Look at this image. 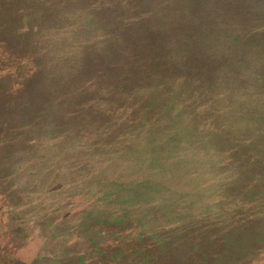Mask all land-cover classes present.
I'll list each match as a JSON object with an SVG mask.
<instances>
[{
	"label": "rangeland",
	"instance_id": "1",
	"mask_svg": "<svg viewBox=\"0 0 264 264\" xmlns=\"http://www.w3.org/2000/svg\"><path fill=\"white\" fill-rule=\"evenodd\" d=\"M119 93L128 94V101ZM141 137L151 148L136 146ZM151 137L162 140L156 145ZM88 151L101 165L128 161L134 177L150 180L147 202L128 200L116 208L126 220L138 210L172 207L159 196L162 186L172 185L182 195L179 212L194 213L193 228L211 222L219 230L227 223L218 217L229 215L226 221L238 224L226 192L234 183L231 175L249 170L258 158L264 165V0H0V171L14 170L19 193L34 199L52 186V208H68L82 220L95 197L72 187L69 166L73 156L91 162ZM177 165L192 170L186 177L177 170L180 179L169 177ZM26 170L38 180L30 182ZM4 182L0 264L59 263L56 257L68 251L47 239L38 212L28 215L26 238L13 234ZM228 202L231 207L216 216L213 207ZM235 223L227 227L231 239L239 228ZM176 225L156 230L170 235ZM121 233L124 238H99L104 248H118L110 261L101 249L98 260L133 261L136 230L128 226ZM79 234L70 230L68 245ZM82 242L81 249H69L68 257L76 256L71 263L99 264L92 259L97 244ZM231 242L234 252L250 244ZM251 264H264V250Z\"/></svg>",
	"mask_w": 264,
	"mask_h": 264
},
{
	"label": "trees",
	"instance_id": "2",
	"mask_svg": "<svg viewBox=\"0 0 264 264\" xmlns=\"http://www.w3.org/2000/svg\"><path fill=\"white\" fill-rule=\"evenodd\" d=\"M139 75L136 76V78L139 77ZM136 78L130 77L131 80ZM116 90L117 92L121 91L120 88H116ZM124 96L125 94L120 96L119 93L118 98L128 101L127 97L129 95L127 94L126 97ZM125 103L129 102H124V105H126ZM118 104L119 103H117V105ZM144 138L145 137H141L137 141L136 146H148L151 148L148 142L149 139ZM153 139L156 145L160 144L162 140ZM132 144L133 143H131V145ZM151 150L155 151L153 148ZM90 153L93 152L88 151V159L90 158L89 160H91V162L88 160V164L78 156H73V161H71L69 166H73L74 168L70 171V175L73 177L70 179L72 187L76 186L78 189L80 188L82 191L91 194L90 197H95L92 200L94 203L88 206L89 209L83 211L82 217H84V219L82 220H80V217L75 212L70 211L68 208L65 210H60L62 207L52 208L49 204V200H51L50 195L53 193L52 186L49 189L52 191L51 193L48 190V192L44 190V196H39L34 199V197L32 198L30 196L33 195L32 193H19L21 189L18 187L19 184H17L19 181L16 177L12 176L14 170L10 171L11 169L7 170L5 167V171L3 172L6 175V179L4 175H2L4 174L2 170L0 171V180L5 181V184L2 185H6L5 194L7 200L10 201L8 204L10 211H8L7 220L10 224L11 231H13V234L17 236L18 239L26 238L30 232V218L28 215L30 213L33 215L39 213V222L41 226H43L44 232L47 234V239L51 240L56 247L60 249L64 248L63 252L68 251L66 255L65 253H59V257H56V259L59 260L57 264H73L71 262L73 259H76V256L71 255L68 257L69 249L71 246H78V249H81L82 247L80 245L85 238L97 244L95 248H92L96 252V255L92 259L99 264H104L97 259V253L100 255V250L106 247L103 245L101 246L99 238L102 240L103 238L109 239L115 235H118L117 238H124L121 232H123L126 227L128 228V226L136 230V236L131 239L132 255L130 257L133 261H129L127 258H121L114 262V264H161V262H159L160 259L166 260L168 264H225L227 261H229L230 264H234V259H237L239 264H251L258 254L264 250V186L261 182V177L264 176V165L258 162L259 158L255 161H251L249 170L240 174H235L234 176L231 175V183H234H229L231 185L228 186L226 192L231 196V201L229 202H233V206H235L236 209L235 215L239 219L237 221L238 224H236L235 222L226 221V219L231 218L230 215L227 218L219 216V221L223 222V220H225L227 223L225 226L223 225V227L226 228L225 231L223 227H219V230H217L216 226L211 222V228L201 225L198 228L194 227V229L192 226V216L194 213L185 215L179 212L180 208L179 210L177 209L176 203L178 202L177 197H179L181 192L175 194L176 191L171 189L172 185H170L169 188L162 186L161 193L159 194V196H166L161 200L162 202L167 199L171 203L172 207L162 204L163 208L167 209V212L151 210L147 214H140V210H138V213L134 215L131 220H126L124 217H121L122 215L116 213V208L128 204V200L131 202L135 201L138 205L147 202L144 197L146 196L145 192H147L145 186H148L150 180L144 181L143 176H141L140 179L134 177L133 175L136 174L133 172L134 166L129 164L128 161L124 163L121 161L118 163V166L109 167V163L107 162H105V164L103 162L104 165L98 163V160H94L95 157H93V155L89 156ZM253 153L255 155V152ZM261 153L264 154V151ZM260 159H262V157H260ZM177 166L178 167H175L170 173L169 177L180 179L181 176L186 177L192 170L189 167H185L188 165ZM12 169L18 172L22 170H20L19 165H15ZM177 170H181V176L179 177ZM8 171L11 173L8 174ZM254 172H256L255 178ZM24 174L29 176L28 180L30 182L38 180L37 178L35 181L31 180L35 175L32 170H26ZM128 176H130L129 179H126ZM58 180L60 179L58 178ZM52 181V185L58 186L56 180ZM133 193H137V196L133 195ZM96 194H98V197ZM157 195L158 193L156 196ZM143 197L144 199H142ZM229 202L223 207H220V205L216 208L212 206L214 209H217L218 213H216V216L220 212H224V208L228 206L231 207L232 204L230 205ZM248 202H250L249 205H247ZM247 206L249 207L248 209ZM34 211H36L35 214ZM160 213H163L162 217H159L160 215L158 214ZM222 215L224 216V214ZM169 223L178 224L174 226L173 232L170 235H160L157 233V228H159L160 231L161 228H163L160 226L165 227ZM230 223H232V225H234V223L235 225H239L236 232L237 235L234 239H231L227 234V232H230L227 228ZM70 230L73 232L76 231L77 233L80 231V234L76 243H69L68 245L67 240H70V238L68 239ZM239 239H242V246L249 241V246L246 247L244 251H231V241H238ZM120 241L124 243L121 239ZM235 245L237 246V242ZM116 248L118 247H112L111 245L108 249L104 248V250H106L104 255L107 256L105 258L108 259V261L112 260L110 256L117 253ZM184 252L188 255L181 258ZM69 259L71 261L67 262Z\"/></svg>",
	"mask_w": 264,
	"mask_h": 264
}]
</instances>
